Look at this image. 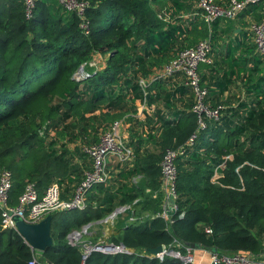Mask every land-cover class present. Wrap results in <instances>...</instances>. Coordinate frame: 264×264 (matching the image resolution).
Wrapping results in <instances>:
<instances>
[{"label":"trees","instance_id":"1","mask_svg":"<svg viewBox=\"0 0 264 264\" xmlns=\"http://www.w3.org/2000/svg\"><path fill=\"white\" fill-rule=\"evenodd\" d=\"M87 1L90 32L85 35L76 14L54 0H38L29 18L22 0H0V172L12 174L11 204L18 202L27 182L35 184L39 196L54 182L61 198L68 200L89 162H75L59 135L90 144L108 122L134 114L136 101L146 109L142 115L147 137L129 143L131 166L121 169L117 181L93 184L83 208L50 214L52 244L42 257L52 264H183L170 256L160 261L147 251L174 239L228 253H259L264 244V57L253 44L233 37L226 44L219 42L235 31L231 20L215 18L209 30L198 15L181 17L194 9L196 0H166L173 19L167 25L153 6L159 0ZM262 2L248 3L245 11L260 8ZM206 36L221 50V61L212 58V76L202 74V81L211 106L222 107L219 119H207V127L199 129L185 86L168 85L170 77L150 82L144 94L138 80L171 60L177 48ZM95 52L105 55V64L77 80L74 73ZM237 81L244 96L232 104L233 99L221 94ZM179 101L183 106L177 108ZM156 102H161L160 108ZM194 133L193 144H188ZM180 146L182 154L175 159L177 212L169 223L151 215L162 210V154ZM137 174L144 178L143 188L128 182ZM146 188L156 195L145 194ZM124 204H131L129 221L117 234L108 233V240L134 252L94 251L83 261L80 246L71 245L68 234ZM102 235L98 230L81 239L94 242ZM31 257L22 236L2 228L0 214V264H29Z\"/></svg>","mask_w":264,"mask_h":264},{"label":"built area","instance_id":"2","mask_svg":"<svg viewBox=\"0 0 264 264\" xmlns=\"http://www.w3.org/2000/svg\"><path fill=\"white\" fill-rule=\"evenodd\" d=\"M38 0H22L24 6V13L27 18L31 17L33 10ZM62 8L68 12H73L78 17V27L85 35L90 32V20L86 16V9L90 6L87 0H54ZM260 0H196L194 9L191 11H184L180 14L181 17L199 16L206 24L209 30L211 29V22L215 18L234 19L241 12H243L250 2ZM264 3V0H262ZM158 18L166 25L172 23L173 19L168 13L166 7L157 12ZM248 28L251 31V39L254 42L258 53L264 57V10L263 16L258 21H249ZM213 49L210 43L209 36L200 38L192 46L181 48L177 54L161 67L153 68L151 74L147 77H139V85L144 94L150 82L162 81L167 78L178 77V81L188 89V96L192 100L191 110L195 112L198 119V128L204 129L207 127V119H219L220 108L222 105L211 106L207 100L208 87L205 81H202L201 64L212 63L211 51ZM96 53L92 57L83 62L74 73L77 80H81L85 73H94L95 70H87L89 67H95L99 64L96 59ZM104 65V64H103ZM103 67V66H102ZM101 67V68H102ZM120 120L112 121L106 128L101 130L98 140L90 144H84L81 148L82 152L89 160V168L84 170L83 179L80 184L74 189L72 196L68 200L61 198L60 188L56 183H50L43 194L39 196L36 186L32 182H27L24 190L18 197L16 204L10 203V190L12 187V174L9 170L3 169L0 172V214L2 217V228L6 230L17 231L14 216H19L25 222L37 223L45 216L52 212L61 211L65 209H81L85 206L86 192L96 183H105L109 181V163L115 162L117 164L130 163L133 159V149L129 146L119 132ZM43 134V131H40ZM195 133L192 134L187 143L193 144ZM182 146L172 149L167 148L162 154L160 160V189L162 194V210L154 213L151 216H161L169 223L172 222V216L169 213L177 212L176 205V167L175 159L182 154ZM172 196L174 204L169 203V197ZM129 205L118 206L117 214L113 216V212L108 214L109 222L115 219L118 213L129 209ZM183 216V212L179 217ZM104 217V218H106ZM132 219V218H131ZM101 220V219H100ZM103 222V221H102ZM95 225V224H92ZM91 225V226H92ZM90 226V227H91ZM83 228V227H82ZM81 228V229H82ZM90 230V229H87ZM206 232H211V229L206 227ZM78 236L76 230L70 232L67 236L68 242L71 245H79L82 260L84 261L88 255L94 251L104 254H130L134 252L132 249L125 247L123 244H114L109 240L102 239L99 236L96 241H85ZM28 246L29 244L25 242ZM110 244H113L112 246ZM32 257L29 264H52L42 257V252L33 250L29 246ZM198 251L199 253L198 255ZM143 254V252H136ZM149 253V252H148ZM160 261L165 256H170L179 259L183 264H201V260L205 255L209 256L208 264H264V252L251 253L244 251H235L234 253L223 252L215 249H208L202 247L200 244L191 246L190 243H183L180 240L174 239L170 245H162V251L156 255H152ZM198 261V262H197Z\"/></svg>","mask_w":264,"mask_h":264},{"label":"crops","instance_id":"3","mask_svg":"<svg viewBox=\"0 0 264 264\" xmlns=\"http://www.w3.org/2000/svg\"><path fill=\"white\" fill-rule=\"evenodd\" d=\"M263 3V2H262ZM263 6V7H262ZM262 6L259 8L257 7V9L254 8L253 9H248V11L246 12L245 10L243 12H241L236 18L234 19H231L232 23H234V25L236 26V29L234 32L230 33L229 37H224L226 34H223L222 36V40H220L219 42L221 44H226L227 43V40L230 38V37H233V40H241L243 42H245V44H253L254 45V42H252V39H251V31L250 29L248 28L249 26V21H258L257 19H261L262 16H263V10H264V3L262 4ZM259 13L258 14H256ZM221 28L224 27V25L220 24ZM241 30L243 33H241ZM217 44V42H215ZM219 43V44H220ZM222 49V48H221ZM254 49L255 48V45H254ZM238 51H241V49H239ZM221 50L219 48H215L213 47L212 49V54H211V58H213L215 61H219L221 58ZM250 56V55H249ZM96 59L99 60V57L98 55L95 56ZM221 61V60H220ZM204 64V63H203ZM201 64V66L203 65ZM205 65V66H204ZM201 69H200V72H201V76L202 74H204L205 76H207L206 78H210L212 76V68H213V65H208V64H204ZM216 66V65H215ZM207 80V79H206ZM160 82H163V81H160ZM168 85L170 84L171 86H173L175 88L176 85H179V86H183L179 81H178V77H175V78H171L170 80H168ZM163 83H161L162 85ZM175 85V86H174ZM186 90H187V93H188V89L187 87H185ZM142 89V88H141ZM241 82L240 81H237L235 83H233L230 87V91L228 92L227 90L223 91V93L221 94L222 95V98H226L227 96H229L230 98L229 99H233L232 100V104H236L238 102V99L236 97H240V99L244 96V93H243V89L241 90ZM213 90H216L215 88H212V91ZM143 91V90H142ZM186 93V98H189L190 97L188 96V94ZM146 99L148 98L149 95H146ZM191 100V99H190ZM192 101V100H191ZM135 105H136V112L134 114L130 113V112H127L125 113L123 116H121L119 119H116V120H120L121 123L119 125V132L121 134V136L124 138V140H126L127 144L129 145V143L131 142V140H134L136 137H139L141 136L140 138L143 139V140H146V135H147V130H148V127L147 126V122L146 120H144L143 118V111H146V109L142 108V107H145L143 104H140L138 103V101L135 102ZM155 106V105H154ZM156 106H158V108L161 107V102H156ZM183 104L180 103V101L178 102L177 104V108H180L182 107ZM151 113L153 114L154 111H151ZM138 119V120H137ZM136 121V122H135ZM111 122L107 123L105 127H102L99 132H98V135H97V140H98V137H99V134L101 132V130H103L104 128H106ZM150 124H149V129H150ZM153 127H156V126H153ZM156 128H159V127H156ZM154 130H156L154 128ZM135 132V133H134ZM153 142L151 143H147L145 144V146H149L151 145L152 146ZM130 146V145H129ZM79 151L81 153V148L80 146H77ZM76 147V148H77ZM75 148V149H76ZM72 157V156H71ZM82 158V161H87L89 162L88 158H86V156H81ZM75 162L77 163H81L79 162L77 159L73 158ZM88 166H89V163H88ZM124 166L126 167H130L131 165H128L127 163L125 164H117L115 162H110L109 163V166H108V169H109V174H110V180L112 178H115V180L117 181L118 177H120L118 174L119 172L121 171V169L124 168ZM122 177V176H121ZM143 178L142 174H137V175H134L132 176L128 182L131 186H139L138 185V182L139 180H136L139 179V178ZM144 179V178H143ZM115 181V182H116ZM143 181V185H144V180ZM121 183H123V179L120 183H115L116 186H119ZM146 190L148 192H151L149 188H146ZM154 192V191H153ZM155 194V193H154ZM136 201V200H135ZM124 205H128V204H124ZM122 206V205H120ZM130 206V205H129ZM118 207V206H117ZM130 208V207H129ZM147 215V214H146ZM148 216V215H147ZM95 225H104V224H101V223H98V224H95ZM90 233L91 235H86L87 237H93L95 235H97V231L102 229V228H98L97 230L95 229H91V227L89 228ZM103 230V229H102ZM105 230V229H104ZM94 234V235H93ZM260 252H264V244L261 245V248H260Z\"/></svg>","mask_w":264,"mask_h":264},{"label":"water","instance_id":"4","mask_svg":"<svg viewBox=\"0 0 264 264\" xmlns=\"http://www.w3.org/2000/svg\"><path fill=\"white\" fill-rule=\"evenodd\" d=\"M91 74L92 73H88V72L85 73L82 79L86 78L88 75H91ZM168 201L170 204H174V199L172 198V196L169 197ZM117 211L118 209L115 208V210L113 211L114 213L113 216L117 214ZM169 214L174 215L175 213L171 211ZM108 219L109 217H106L101 220L88 223L84 225L82 229L76 230V233L78 236H81L83 234L91 235L92 233L87 229H89L92 224H98ZM14 220L16 222L17 232L22 236L24 241L27 242L29 246H31L33 250L44 252L46 248L52 244V237L50 234L51 215L45 216L42 220H40L37 223L25 222L19 216H14ZM110 245L112 246L113 244H110ZM197 245L191 244V246H197ZM147 251L152 255H156L157 253L162 251V245H158L153 248H147Z\"/></svg>","mask_w":264,"mask_h":264},{"label":"rangeland","instance_id":"5","mask_svg":"<svg viewBox=\"0 0 264 264\" xmlns=\"http://www.w3.org/2000/svg\"><path fill=\"white\" fill-rule=\"evenodd\" d=\"M167 5H168V3L166 2V0H159V2L158 3H155V4H153V6H154V8H159V10L160 9H162V8H164V7H167ZM158 11V10H157ZM220 18V17H219ZM221 20H222V18H220ZM231 19H229V21H230ZM232 21V20H231ZM187 46V45H186ZM183 47H185V45L183 46ZM182 47V48H183ZM178 49H181V47L180 48H177V52H178ZM175 51V52H176ZM174 52V53H175ZM97 55H98V57H99V64H97L95 67H89V69H87V70H95V69H101V67L103 66V64H105V62H106V57H105V55L104 54H102V53H96ZM177 54V53H176ZM175 54V55H176ZM204 64H207V63H204ZM203 64V65H204ZM202 65V66H203ZM201 66V67H202ZM205 66V65H204ZM142 108H144V107H142ZM117 119H119V118H117ZM111 122V121H110ZM109 123V122H108ZM59 143H65L66 144V147H67V149L69 150V152L71 153V156H72V158H75V159H77L79 162H82V158L78 155V153L77 152H75V148L77 147V146H80V148H82V146L85 144V141L84 140H77L76 142H70V141H68L67 140V138H66V136H65V134H61V135H59ZM83 164V163H82ZM136 180H139V181H137L138 182V187H140V188H143L144 187V185H143V181L142 180H144L142 177L141 178H139V179H137L136 178ZM155 193V194H154ZM145 194H150L151 196H155L156 195V192L154 191H151V192H148L147 190H145ZM142 198V197H141ZM128 205H130V210L128 209V210H126V211H123V212H121V213H118V215L115 217V219H113L110 223H108V224H104V225H92L91 226V229H95V230H97L99 227L100 228H102V229H100V230H102V232H103V238L102 239H109V237H108V233L109 234H117V230H118V228H119V226H122V224H124L125 222H127V221H129V217H130V211H131V204H128ZM144 214V213H143ZM146 215V214H145ZM106 227H108V229L106 230L105 228ZM105 229V230H104ZM106 231H108V232H106ZM198 253V255H199V253H201L200 251H198L197 252ZM202 262H201V264H208L209 263V256L208 255H205L203 258H202V260H201ZM198 262V261H197Z\"/></svg>","mask_w":264,"mask_h":264},{"label":"bare ground","instance_id":"6","mask_svg":"<svg viewBox=\"0 0 264 264\" xmlns=\"http://www.w3.org/2000/svg\"><path fill=\"white\" fill-rule=\"evenodd\" d=\"M110 222H111V221H109V222H104V221H103V222H101V224H108V223H110ZM105 229L107 230L108 227H106ZM106 232H108V231H106Z\"/></svg>","mask_w":264,"mask_h":264}]
</instances>
